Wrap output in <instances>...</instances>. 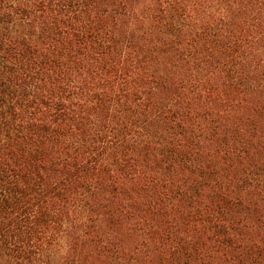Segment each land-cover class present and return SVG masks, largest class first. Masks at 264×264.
<instances>
[{
	"label": "trees",
	"instance_id": "obj_1",
	"mask_svg": "<svg viewBox=\"0 0 264 264\" xmlns=\"http://www.w3.org/2000/svg\"><path fill=\"white\" fill-rule=\"evenodd\" d=\"M0 264H264V0H0Z\"/></svg>",
	"mask_w": 264,
	"mask_h": 264
},
{
	"label": "rangeland",
	"instance_id": "obj_2",
	"mask_svg": "<svg viewBox=\"0 0 264 264\" xmlns=\"http://www.w3.org/2000/svg\"><path fill=\"white\" fill-rule=\"evenodd\" d=\"M146 1H147L148 3H150V2L153 1V0H142V2H144V3H147Z\"/></svg>",
	"mask_w": 264,
	"mask_h": 264
}]
</instances>
